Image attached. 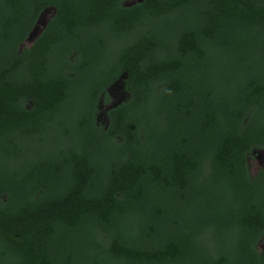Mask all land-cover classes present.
<instances>
[{
  "label": "trees",
  "instance_id": "1",
  "mask_svg": "<svg viewBox=\"0 0 264 264\" xmlns=\"http://www.w3.org/2000/svg\"><path fill=\"white\" fill-rule=\"evenodd\" d=\"M127 3L0 0V264H264V0Z\"/></svg>",
  "mask_w": 264,
  "mask_h": 264
},
{
  "label": "rangeland",
  "instance_id": "2",
  "mask_svg": "<svg viewBox=\"0 0 264 264\" xmlns=\"http://www.w3.org/2000/svg\"><path fill=\"white\" fill-rule=\"evenodd\" d=\"M140 0H128L129 5H132ZM55 14V9H49L46 10L43 15L40 18V22L38 23L37 27L33 31L31 37L27 40L25 45L30 46L33 43V40L35 36L44 28V25L47 24L48 20ZM111 97H112V102L113 103H118L123 100H125L128 97V93L125 89V85L122 81L116 83L114 87L110 90ZM111 104H107L104 106L102 105L103 112L100 115V120L102 123L106 122V116L104 115V111L108 106ZM264 165V151L257 153L250 159V166L253 174H256L258 170Z\"/></svg>",
  "mask_w": 264,
  "mask_h": 264
},
{
  "label": "water",
  "instance_id": "3",
  "mask_svg": "<svg viewBox=\"0 0 264 264\" xmlns=\"http://www.w3.org/2000/svg\"><path fill=\"white\" fill-rule=\"evenodd\" d=\"M39 22H40V21H39ZM45 26H46V24L44 25V27H45ZM41 31H42V30H41ZM41 31L35 36L34 40L40 35ZM31 35H32V34H31ZM30 37H31V36H30ZM30 37H29V38H30ZM34 40H33V41H34Z\"/></svg>",
  "mask_w": 264,
  "mask_h": 264
}]
</instances>
